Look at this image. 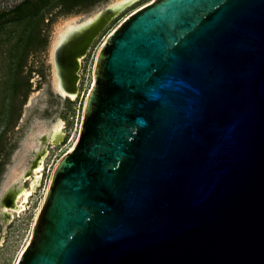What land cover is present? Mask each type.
Segmentation results:
<instances>
[{"label":"water","instance_id":"95a60500","mask_svg":"<svg viewBox=\"0 0 264 264\" xmlns=\"http://www.w3.org/2000/svg\"><path fill=\"white\" fill-rule=\"evenodd\" d=\"M16 264H264V0L123 19Z\"/></svg>","mask_w":264,"mask_h":264},{"label":"rangeland","instance_id":"374dc122","mask_svg":"<svg viewBox=\"0 0 264 264\" xmlns=\"http://www.w3.org/2000/svg\"><path fill=\"white\" fill-rule=\"evenodd\" d=\"M21 1L0 0V264L17 263L31 238L53 170L78 138L103 43L123 19L152 0H135L97 34L80 58L74 97L54 85V45L67 21L82 23L115 0H43L35 13L19 19L12 9ZM55 126L58 136L53 135ZM43 150L36 173L31 165ZM27 171L31 172L23 180ZM18 187L29 188L30 194L16 210L11 208L9 191Z\"/></svg>","mask_w":264,"mask_h":264},{"label":"bare ground","instance_id":"6f19581e","mask_svg":"<svg viewBox=\"0 0 264 264\" xmlns=\"http://www.w3.org/2000/svg\"><path fill=\"white\" fill-rule=\"evenodd\" d=\"M135 0H115L109 7L112 11L101 9L90 16L88 19L79 24H72L67 21V27L60 32V37L57 39L54 48L53 56L56 54L55 69H54V85L62 94H68L74 97L78 91L77 83L79 74L77 73L80 65V58L85 54L97 34L107 25V23L116 16L126 6L133 3ZM59 126L54 127V136H58ZM45 154V150L40 151L33 160L31 170L37 173L41 169V160ZM31 171L23 174L25 180ZM37 179V177H36ZM34 182V181H33ZM11 208L19 210L23 207L27 196L30 194L29 188L24 187L11 188ZM20 197V201L17 198Z\"/></svg>","mask_w":264,"mask_h":264},{"label":"trees","instance_id":"16d2710c","mask_svg":"<svg viewBox=\"0 0 264 264\" xmlns=\"http://www.w3.org/2000/svg\"><path fill=\"white\" fill-rule=\"evenodd\" d=\"M42 2L43 0H22L21 2L16 4L12 10L14 11L16 18L20 19L26 16L27 14L35 13L39 4H41ZM0 151H1V145H0Z\"/></svg>","mask_w":264,"mask_h":264}]
</instances>
